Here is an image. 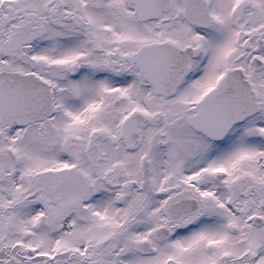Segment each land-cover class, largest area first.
Returning a JSON list of instances; mask_svg holds the SVG:
<instances>
[{
	"label": "snow or ice",
	"instance_id": "snow-or-ice-1",
	"mask_svg": "<svg viewBox=\"0 0 264 264\" xmlns=\"http://www.w3.org/2000/svg\"><path fill=\"white\" fill-rule=\"evenodd\" d=\"M0 264H264V0H0Z\"/></svg>",
	"mask_w": 264,
	"mask_h": 264
}]
</instances>
